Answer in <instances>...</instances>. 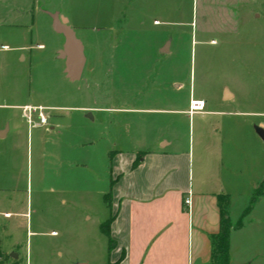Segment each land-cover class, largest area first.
Listing matches in <instances>:
<instances>
[{
	"label": "rangeland",
	"instance_id": "obj_1",
	"mask_svg": "<svg viewBox=\"0 0 264 264\" xmlns=\"http://www.w3.org/2000/svg\"><path fill=\"white\" fill-rule=\"evenodd\" d=\"M93 1L111 9L110 20L92 19ZM157 2L169 6L0 0V264H14L17 254V264H107L109 239L101 225L111 218L109 153L142 150L143 140L162 137L175 142L173 149L190 151L195 188L208 181L236 196L232 221L248 206L250 182L261 183L264 169H197V157L212 156L217 137L232 133L225 122L249 121L248 133L264 129L260 115L229 114L264 112V0L255 5L257 19L252 1L247 8L236 3L228 15L203 0ZM59 10L74 19L85 47L78 82L67 78L59 57L65 39L51 17ZM164 42L163 48L171 44L167 54ZM191 90L205 102L203 113H179ZM226 90L233 98L225 100ZM96 104L114 109L103 116L110 131L83 109ZM27 105L47 108L48 125L29 124ZM237 128L235 134L246 133ZM242 144L248 146L236 138L227 149L242 156Z\"/></svg>",
	"mask_w": 264,
	"mask_h": 264
},
{
	"label": "crops",
	"instance_id": "obj_2",
	"mask_svg": "<svg viewBox=\"0 0 264 264\" xmlns=\"http://www.w3.org/2000/svg\"><path fill=\"white\" fill-rule=\"evenodd\" d=\"M139 1L144 6L140 7L142 10L155 11L169 6V2L161 6L157 0ZM240 1L244 3L245 8L249 7L252 1L254 18H261L262 15L255 6L257 0H203V5L215 6L219 13L228 15L231 13L232 6L238 2L241 3ZM209 10L213 11L211 8ZM116 11L118 15L123 13L121 6L116 7ZM89 12L96 22L111 19L112 11L110 8L107 9L102 1L98 3V6L94 1L90 3ZM56 13L66 18L72 28L71 24L74 19L61 10ZM160 24L159 20L154 21V25ZM164 45L165 42L160 46L162 50L165 49ZM170 47L171 44L168 48L169 52H171ZM64 67L66 69V66ZM228 94V99L233 98V95L229 92ZM228 99L225 98V100ZM192 100L195 99H193L191 90L184 103L185 108L179 113L187 115ZM16 107L22 108V105ZM83 109L90 111L88 116L92 117L94 122L98 121L110 131L111 125L107 126L103 116L114 109L101 104ZM225 113L218 112L217 114ZM229 114L264 117V112ZM248 122L243 121L241 124L238 121L230 122L231 124L225 122L226 131L232 129V133L217 137L212 156L199 155L197 157L199 162L197 169H264V151L259 147L260 139L251 130L250 133L247 132L250 128L249 123L251 125V122ZM237 126L244 129L246 133L235 134L234 131L238 130ZM9 127L11 129V125ZM5 134L2 133L3 136ZM236 138L248 143V146L242 144L247 150L243 151L242 156L239 153L238 156H234L227 149V146L234 145ZM147 141H141L143 142L141 145H145L146 148H140L142 150H136V152L112 151L109 153L111 163L109 169L112 176L110 180V219L113 218L110 233L111 239L115 242V248L109 251L107 264L118 261H121V264H218L215 253L216 237L220 233L221 223L220 197L225 200L231 219L230 211L234 210L236 196L230 191L223 190L226 192L223 194L217 191V188L213 190L212 186L208 185V181H200L195 188V156L190 151H181L176 147L173 149V146H176L175 142L162 137L151 144ZM138 156H142V161L134 167ZM260 184L254 180L250 182V192L247 194L246 201L248 206L250 196ZM218 187L221 188L219 183ZM189 195L192 198L190 210L184 203ZM106 197L109 198V195ZM248 206L244 207L236 222L231 219L234 228L230 235L229 264H264V196L258 200L250 214L243 218L242 227L235 228L242 220L243 213ZM19 259L20 256L17 254L14 264H17Z\"/></svg>",
	"mask_w": 264,
	"mask_h": 264
},
{
	"label": "water",
	"instance_id": "obj_3",
	"mask_svg": "<svg viewBox=\"0 0 264 264\" xmlns=\"http://www.w3.org/2000/svg\"><path fill=\"white\" fill-rule=\"evenodd\" d=\"M51 17L55 32L63 35L65 39L63 49L59 52V57L65 61L66 76L71 82H78L82 79L86 67L85 47L77 37L76 32L70 27L66 18L61 17L57 13L52 14ZM168 52V47L161 51V53ZM228 95V92H226V99H228ZM256 133L264 141V129L256 128Z\"/></svg>",
	"mask_w": 264,
	"mask_h": 264
},
{
	"label": "trees",
	"instance_id": "obj_4",
	"mask_svg": "<svg viewBox=\"0 0 264 264\" xmlns=\"http://www.w3.org/2000/svg\"><path fill=\"white\" fill-rule=\"evenodd\" d=\"M142 161V156H138L134 167L138 166ZM264 196V180L261 182L259 187L254 191L251 196L250 203L246 211L243 213L242 220L238 223L235 228H240L243 225V218L248 216L252 211L258 200ZM107 198V197H106ZM220 212H221V223H220V233L216 237V259H218V264H229L230 263V235L234 228L232 221L229 217L226 202L223 197H220ZM113 218L108 220L106 223L101 225V231L109 239V251L111 252L115 248V242L111 239L110 225ZM109 264H121V261Z\"/></svg>",
	"mask_w": 264,
	"mask_h": 264
},
{
	"label": "built area",
	"instance_id": "obj_5",
	"mask_svg": "<svg viewBox=\"0 0 264 264\" xmlns=\"http://www.w3.org/2000/svg\"><path fill=\"white\" fill-rule=\"evenodd\" d=\"M5 49H8L7 46H5ZM206 108V104L204 101L201 100H192L190 104V110L189 114L193 115L196 113H203ZM23 113L24 116L28 119L29 124L33 126H47L49 121H48V116L46 115L45 111L47 108L42 107V106H31L27 105L23 107ZM35 115H37L38 120H35ZM185 206L191 209L192 205V198L191 195L185 199Z\"/></svg>",
	"mask_w": 264,
	"mask_h": 264
}]
</instances>
